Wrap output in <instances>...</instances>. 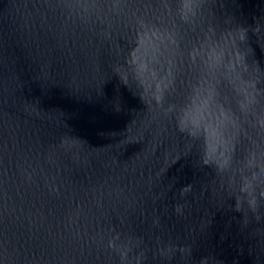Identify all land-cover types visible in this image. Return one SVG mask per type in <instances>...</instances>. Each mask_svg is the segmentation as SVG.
<instances>
[{"label": "water", "instance_id": "water-1", "mask_svg": "<svg viewBox=\"0 0 264 264\" xmlns=\"http://www.w3.org/2000/svg\"><path fill=\"white\" fill-rule=\"evenodd\" d=\"M0 264H264V0H0Z\"/></svg>", "mask_w": 264, "mask_h": 264}]
</instances>
